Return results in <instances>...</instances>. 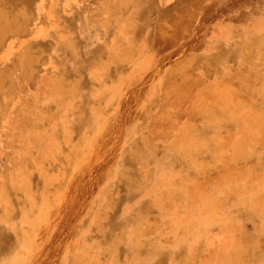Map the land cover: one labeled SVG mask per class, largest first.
<instances>
[{
  "label": "rangeland",
  "instance_id": "374dc122",
  "mask_svg": "<svg viewBox=\"0 0 264 264\" xmlns=\"http://www.w3.org/2000/svg\"><path fill=\"white\" fill-rule=\"evenodd\" d=\"M12 1L0 264H264V0H142L72 81Z\"/></svg>",
  "mask_w": 264,
  "mask_h": 264
},
{
  "label": "crops",
  "instance_id": "0c3cea01",
  "mask_svg": "<svg viewBox=\"0 0 264 264\" xmlns=\"http://www.w3.org/2000/svg\"><path fill=\"white\" fill-rule=\"evenodd\" d=\"M39 1L38 21L24 41L30 45H39L43 51L44 55L40 61L46 79L60 77L65 73L66 79L69 78L70 81L78 68L79 58L89 60L98 48L124 42L125 12L133 11L135 5L145 2V0ZM149 1L157 5V0ZM38 27L42 28V34L35 39L32 32ZM65 42L71 45L69 50L59 47Z\"/></svg>",
  "mask_w": 264,
  "mask_h": 264
},
{
  "label": "bare ground",
  "instance_id": "6f19581e",
  "mask_svg": "<svg viewBox=\"0 0 264 264\" xmlns=\"http://www.w3.org/2000/svg\"><path fill=\"white\" fill-rule=\"evenodd\" d=\"M79 1V0H78ZM163 1V0H162ZM4 3V5H3V7L2 8H0L1 10H0V15H2V16H0V22H1V20H7L6 22L8 23V27H7V32L8 31H10L11 29H12V27L11 26H14V25H16L19 21L17 20L18 18L17 17H14V12L13 11H15V10H13V6H16L17 5V3L14 1H8V0H6V1H4L3 2ZM0 4V5H1ZM16 8V7H15ZM9 9H11V11L12 12H10V13H13V14H10L9 13ZM2 13V14H1ZM10 18H13V19H11V20H9ZM144 19V18H143ZM17 20V21H16ZM0 29H1V25H0ZM84 29V28H83ZM89 30V29H88ZM5 33V32H4ZM42 33V32H41ZM4 56V59H6L5 57H7L8 56V54H6V55H3ZM1 248V247H0ZM8 252V251H7Z\"/></svg>",
  "mask_w": 264,
  "mask_h": 264
}]
</instances>
